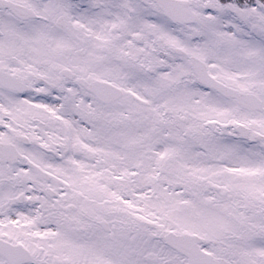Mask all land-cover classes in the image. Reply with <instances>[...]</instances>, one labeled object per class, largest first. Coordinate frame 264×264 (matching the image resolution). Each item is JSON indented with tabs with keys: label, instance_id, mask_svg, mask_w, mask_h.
Returning <instances> with one entry per match:
<instances>
[{
	"label": "snow or ice",
	"instance_id": "obj_1",
	"mask_svg": "<svg viewBox=\"0 0 264 264\" xmlns=\"http://www.w3.org/2000/svg\"><path fill=\"white\" fill-rule=\"evenodd\" d=\"M0 264H264V0H0Z\"/></svg>",
	"mask_w": 264,
	"mask_h": 264
}]
</instances>
